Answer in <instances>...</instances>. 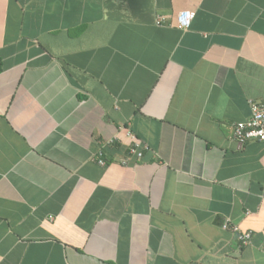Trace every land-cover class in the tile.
<instances>
[{
    "label": "crops",
    "instance_id": "0c3cea01",
    "mask_svg": "<svg viewBox=\"0 0 264 264\" xmlns=\"http://www.w3.org/2000/svg\"><path fill=\"white\" fill-rule=\"evenodd\" d=\"M249 102L264 0H0V264H264Z\"/></svg>",
    "mask_w": 264,
    "mask_h": 264
},
{
    "label": "built area",
    "instance_id": "2783aa9c",
    "mask_svg": "<svg viewBox=\"0 0 264 264\" xmlns=\"http://www.w3.org/2000/svg\"><path fill=\"white\" fill-rule=\"evenodd\" d=\"M192 19L193 13L190 11H182L178 13L176 17L177 27L181 30L188 29L191 25ZM249 108V118L246 121L234 123L232 125L231 140L239 145H245L250 141L264 143V105L257 102H249ZM126 135L130 140V146L128 148V158L122 159L121 161L123 165H127L130 162L131 156L138 158L142 157V152L147 149L146 147H142V145L132 133L127 132ZM99 156L101 157V154ZM99 163L103 164L102 161H99ZM227 227L228 225L225 224L224 228ZM233 231L238 232L236 228H233ZM250 237V233H245L240 235L239 240L242 245H246L250 241Z\"/></svg>",
    "mask_w": 264,
    "mask_h": 264
}]
</instances>
